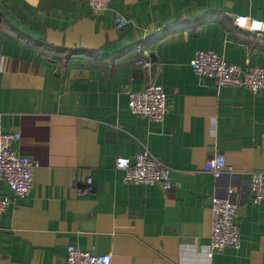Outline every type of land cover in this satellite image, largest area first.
<instances>
[{
  "label": "crops",
  "instance_id": "crops-1",
  "mask_svg": "<svg viewBox=\"0 0 264 264\" xmlns=\"http://www.w3.org/2000/svg\"><path fill=\"white\" fill-rule=\"evenodd\" d=\"M203 50L264 68V0H112L103 14L88 0H0V132L40 164L27 199L0 182V264H65L70 247L112 264H264V202L249 194L264 90L198 77ZM146 53L151 69L136 66ZM153 83L168 98L160 123L128 107ZM143 150L171 169V190L124 182L117 159ZM219 154L233 172L216 179L205 164ZM230 187L241 244L209 258L211 198Z\"/></svg>",
  "mask_w": 264,
  "mask_h": 264
},
{
  "label": "built area",
  "instance_id": "built-area-1",
  "mask_svg": "<svg viewBox=\"0 0 264 264\" xmlns=\"http://www.w3.org/2000/svg\"><path fill=\"white\" fill-rule=\"evenodd\" d=\"M111 3L112 0H88L89 7L99 14L108 12ZM115 22L121 29L130 24L123 16H118ZM255 29L257 32L262 31L261 28ZM136 66L151 69L154 66V60L150 54L146 53V59L138 60ZM191 67L195 75L215 81L218 88L227 86L248 88L254 94L264 90L263 67H248L243 70L212 50L197 52L191 61ZM128 98L131 114L157 123L164 121L168 111V98L162 85L153 83L144 90L128 92ZM20 140V134L0 132V182H5L16 198L27 199L32 194L35 172L40 164L13 149V145ZM116 168L124 173L126 184L160 186L165 191L173 188L171 169L148 150L138 153L134 159L118 158ZM205 171L216 179H220L223 174L232 173L233 169L227 164L225 156L219 154L207 160ZM250 181L251 203L255 206L263 204L264 171L254 172ZM91 183L92 181L89 180V184ZM228 194L226 198L218 195L211 198L213 224L211 242L208 246L209 258L229 248L238 249L241 244L240 228L237 222L239 204L233 199L235 195L233 187L229 188ZM10 203V197H0V214L7 210ZM65 264H112V256L97 255L94 252L70 247Z\"/></svg>",
  "mask_w": 264,
  "mask_h": 264
}]
</instances>
